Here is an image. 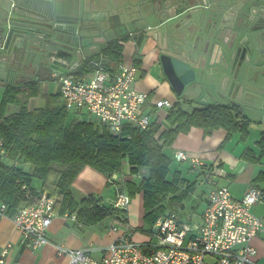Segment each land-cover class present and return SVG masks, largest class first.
Masks as SVG:
<instances>
[{
  "label": "crops",
  "instance_id": "0c3cea01",
  "mask_svg": "<svg viewBox=\"0 0 264 264\" xmlns=\"http://www.w3.org/2000/svg\"><path fill=\"white\" fill-rule=\"evenodd\" d=\"M83 1L84 13L99 14L101 18L96 21L80 20L81 23L79 25L90 30L89 33L84 34L80 38L77 44L82 58L85 59L98 54L100 48L115 39L120 38L123 40V38H127V41L131 40L130 43H126V41L122 44V57L119 64H133L136 66L137 74L133 87L139 92L148 94L143 110L146 113L155 110V113L152 114L151 112L149 116L152 121L155 118L159 122L164 119L167 109H156L154 103L163 99L176 101L174 93L162 73L159 62L162 52L160 44L167 43L169 36L166 34L168 31L181 30L187 24L188 18L192 16V24L194 23V25L201 27L202 33L199 32L200 37L196 43L198 46L190 50L189 54L191 55L188 54L186 58L193 66L196 63L205 64L207 60H205V55L202 51L201 40L203 38L202 34L207 30H204L205 24L210 21L212 16L210 15V10L218 7L217 11L222 17L220 13L221 6L225 7L227 4L226 0H177L175 2L165 0L162 2V8L166 9L169 18L151 22L150 19L153 17V12L158 10L156 8L157 4L163 0ZM137 6L143 7L145 21L135 20L133 10ZM199 11L205 13L203 22H199L196 19ZM224 16H226L225 13ZM221 21L227 28L229 21L225 17ZM148 26H151V29H147ZM130 33L133 37L128 35ZM178 35H175L176 38L181 37ZM137 41L139 46H136ZM133 47L138 50L137 54L132 55V50H129ZM76 64L75 66L77 67L80 62L78 61ZM50 73L49 69L36 70L30 65H25L23 68H14L7 65L0 66V104L7 88H14L13 90L17 91L19 96L17 98L19 103L5 105V116L18 113L21 106H25L28 111L42 108L47 101H51L49 98L56 95H58L59 102L62 104L58 84L51 78ZM228 82L229 80H226L225 89L220 91L222 95L225 94ZM207 83L209 93L202 92L200 99H203L207 104L230 103V101L222 100L214 94L219 89L209 85L210 80ZM34 91H36L35 94ZM198 91L201 92L199 88L191 89L187 94H198L200 93ZM239 100L237 98L233 103L239 104ZM262 105V110L260 106L258 112L256 110L253 111V109H251V112H247L244 109L245 105H243L244 107L240 105L243 113L251 120L245 132V137H242L239 132L228 135V132L222 128L213 130L210 134H205L203 129L196 127L191 128L187 133H179L172 146L168 148L170 151L168 155L172 160L168 178H172L174 172H177L181 178H189L190 182H195L194 191L191 194L197 196L196 198L203 207L204 204L206 205L209 191L215 186H227L234 199H240L252 185L257 186L261 191V198L252 206L251 212L264 221V181H256L258 177L264 175V152L261 153V148L258 145L260 140L264 138V104ZM177 151L187 153L189 159L200 161L206 169L198 170L193 168L189 162L176 161L174 154ZM246 152H249L256 159L246 160L243 157ZM2 155V160L9 164L27 165L24 163L19 164L5 154ZM209 168L219 169L221 175L208 174L211 171H208ZM188 171H194L195 176L188 177ZM145 172V169H141L139 175L131 176L126 168L123 174L124 181L131 180L135 183H140L142 176L146 174ZM35 180L32 179V182H35ZM37 185L39 186L34 187L31 185L35 192L41 190L39 182ZM71 191L76 200L84 196L94 195L100 200L101 204L105 205L106 201H110V206L115 197L114 186L109 184L108 178L88 166L84 167L74 180ZM108 191L113 194L112 198H109ZM133 200L136 202L134 205L131 202L126 213V219L134 229V240L137 242L146 241L150 237L149 231L140 230L144 225L142 194H136L132 198ZM178 215L180 216L179 213ZM198 220L195 215V221ZM112 221L113 219H105L95 225L82 226L77 224L72 217L55 215L47 231V238L50 244L31 250L22 246L20 234L15 229L12 219L0 217V252L7 244L11 245L8 254L2 260V264H67L66 255L57 254L52 244L63 245L71 249L92 248L90 256L99 261L107 256V246L118 236L116 230L110 229ZM250 244L256 250V255L253 258L254 263L264 264V232L252 238Z\"/></svg>",
  "mask_w": 264,
  "mask_h": 264
},
{
  "label": "trees",
  "instance_id": "16d2710c",
  "mask_svg": "<svg viewBox=\"0 0 264 264\" xmlns=\"http://www.w3.org/2000/svg\"><path fill=\"white\" fill-rule=\"evenodd\" d=\"M126 41L127 38H118L108 42L98 54L83 59L68 74L85 76L92 71L91 61H100L107 71L114 72ZM13 89H6L0 104V150L29 167L25 170L23 166L9 164L0 154V201L7 205L9 217L33 203L37 192L31 188V182L36 179L41 190H47L55 199V215L74 216V221L82 226L118 218L117 209L101 204L94 195L76 200L71 191L72 183L86 166L107 178L115 174L122 176L126 168L131 176L145 169L140 183L128 180L124 186L131 199L142 194L144 225L140 230L148 232L158 218L172 211L181 214L184 200L194 191L195 182L181 178L179 173L174 172L172 178H168L172 160L165 149L172 146L177 135L196 127L205 134L222 128L228 135L239 132L245 137L251 122L237 105L206 104L186 110L182 107V97H178L166 110L162 121L154 118L144 131L125 125L119 136H113L95 122L70 117L58 95L49 98L51 101L42 108L28 111L21 106L18 113L5 116L6 104L19 103L18 93ZM151 112L155 110L148 114ZM258 145L263 153L264 138ZM243 157L256 159L249 152ZM257 180L264 181V175ZM22 185L30 190L29 198H25Z\"/></svg>",
  "mask_w": 264,
  "mask_h": 264
},
{
  "label": "built area",
  "instance_id": "2783aa9c",
  "mask_svg": "<svg viewBox=\"0 0 264 264\" xmlns=\"http://www.w3.org/2000/svg\"><path fill=\"white\" fill-rule=\"evenodd\" d=\"M131 37L133 35L129 34ZM92 71L83 77L51 71V78L59 87L64 108L71 113H87L111 135L119 136L123 126L146 130L151 118L143 110L148 94L133 87L137 68L133 64H119L114 73L107 71L100 61H91ZM173 102L157 100L156 109H169ZM0 154H3L0 150ZM174 159L189 162L198 170L206 167L187 153L177 151ZM208 174H220L217 168L208 169ZM124 176L110 177L115 189L111 206L120 214L114 218L110 229L118 236L107 246V256L95 260L91 249H71L52 244L57 254H65L67 264H255L256 250L252 238L264 232V221L251 212L261 198V191L251 186L240 199L232 198L227 186H215L209 191L204 211L199 220L195 215L182 218L176 211L158 218L149 231L146 241L134 240V229L126 219L131 198L124 186ZM209 179V176H208ZM25 198L30 190L22 185ZM55 199L46 192L33 196V203L7 215V205L0 201V217L12 219L25 248L34 250L50 244L47 231L55 217ZM74 220L75 217L72 216ZM154 229V231H153ZM7 244L0 252V264L8 254Z\"/></svg>",
  "mask_w": 264,
  "mask_h": 264
},
{
  "label": "water",
  "instance_id": "95a60500",
  "mask_svg": "<svg viewBox=\"0 0 264 264\" xmlns=\"http://www.w3.org/2000/svg\"><path fill=\"white\" fill-rule=\"evenodd\" d=\"M251 3H255V0ZM217 8L210 10L212 16L205 24L206 32L202 34V51L207 61L198 77L196 70L190 68L189 64L166 54L159 57L162 73L175 97H180L184 87L196 77L197 86L203 93H209L208 80L209 85L219 89V93L225 89L226 80L230 79L228 94L233 91L236 95L246 90L243 84L245 69L247 64H256L254 57L257 48L264 45V29L260 33L255 31L247 48L240 51L236 46V34L227 37ZM100 18L99 14L84 13L83 0H0V66L23 68L30 65L36 70L71 73L78 67L76 63L83 60L77 44L84 34L90 32L79 25L80 20L96 21ZM204 18L205 13L199 11L197 21L203 22ZM187 24L194 25L192 16L188 18ZM235 68L239 69L238 74L234 73ZM236 82L238 86L234 89ZM243 98L256 112L264 104L263 99L260 102L248 97L238 99ZM183 209L184 204L180 210Z\"/></svg>",
  "mask_w": 264,
  "mask_h": 264
},
{
  "label": "flooded vegetation",
  "instance_id": "af4514ba",
  "mask_svg": "<svg viewBox=\"0 0 264 264\" xmlns=\"http://www.w3.org/2000/svg\"><path fill=\"white\" fill-rule=\"evenodd\" d=\"M164 1L165 0L159 1V3L157 4L156 8L158 10L153 12V17L150 19L151 22H158L163 18H169V14L168 12H166V9L164 7L162 8V2ZM252 1L253 0H226V6H221L220 13L222 14V18L224 19L225 17V19L229 21L226 28V35L228 38H230L234 37V34H236V46L240 51L247 48L248 42L255 31L256 33H260L264 29V0H255V3H251ZM224 13L226 14V16H224ZM133 14L135 16V20H146L142 6H137L136 8H134ZM147 29H151V26H148ZM199 32L202 33L201 27L186 24L181 30L174 29L173 31H168L166 34L169 36L167 43L165 42L164 44H160V48L162 51L161 54H166L171 58H176L182 62L189 64L190 68L196 70L197 77L202 73V69H204L205 64L196 63L195 66H193L186 57L189 54L190 50H193L198 46L196 43L198 41V38L200 37ZM175 35L181 37L176 38ZM254 58L256 60V64H247L245 69L246 75L243 81L246 89L245 92H238L236 95H234V92L232 91L230 94H228V89L231 84L230 79L224 95L219 92L214 93L222 100L230 101V103H226L225 105H237L242 110V107L240 105L233 103V101L237 98L248 97L250 99L255 98L258 101H262L261 99L264 100V45L258 46L257 53ZM228 70H230V68ZM51 71L52 70H50V72ZM238 71L239 69H234V73L238 74ZM197 77L193 82L184 87V89H187V92L191 89L198 88ZM237 86L238 82L235 83L234 89Z\"/></svg>",
  "mask_w": 264,
  "mask_h": 264
},
{
  "label": "rangeland",
  "instance_id": "374dc122",
  "mask_svg": "<svg viewBox=\"0 0 264 264\" xmlns=\"http://www.w3.org/2000/svg\"><path fill=\"white\" fill-rule=\"evenodd\" d=\"M126 39H124V41H125ZM131 42V40H129V41H127L126 43H130ZM139 49V48H138ZM130 51L132 50V55L133 54H137L138 53V50H136V48L135 47H133V48H131V49H129ZM130 53V52H129ZM186 89V88H185ZM184 89V91H183V93H182V95L180 96V97H182L181 98V101H184V104H183V108L184 109H186V110H189V109H191V107L193 108L194 106L196 107V106H199V105H206L207 103L203 100V99H200V97H201V95H202V92H200V91H198V92H200V93H198V94H196V93H194V94H192V95H189V94H187V89L185 90ZM176 99L178 98V97H175ZM197 99H199V100H197ZM170 100V99H169ZM172 101V100H171ZM239 105H241V106H243V105H245V110L247 111V112H251V107H250V104H249V102L246 100V99H240L239 100ZM257 105V104H256ZM258 106H260V105H258ZM263 106V105H262ZM244 107V106H243ZM254 108H256V107H254ZM70 117H74V118H77V119H81V120H86V121H92V122H95V120L91 117V116H89L88 114H86V112L84 113V114H76V113H71L70 112ZM96 123V122H95ZM97 124V123H96ZM98 125V124H97ZM165 154H170V151L168 150V149H165ZM29 167V165L27 164V165H24L23 166V168L25 169V170H27V168ZM187 174H188V177H194L195 176V172L194 171H192V172H187ZM79 175V174H78ZM116 175V174H115ZM187 177V178H188ZM77 178V177H76ZM116 179L118 180V175H116ZM186 179V178H185ZM189 179V178H188ZM188 179H186V180H188ZM189 181V180H188ZM191 181V180H190ZM189 181V182H190ZM108 182H109V184H112L111 182H110V177L108 178ZM37 183H38V181H36L35 180V182H31V185L32 186H34V187H38L39 185H37ZM106 191V190H105ZM110 191L112 192V190L110 189ZM37 192V191H36ZM35 192V193H36ZM40 192H46V193H48L49 194V192L47 191V190H39L38 191V193H40ZM109 193V194H108ZM108 196H109V198H112L113 197V194L112 193H110L109 191H108ZM36 195V194H35ZM50 195V194H49ZM106 197H107V195H106ZM197 196H195V194H191L190 196H188L185 200H184V205H185V208H184V210H182V211H180V215H181V217L182 218H186V217H188L189 215L190 216H193V215H196V218H198L199 219V216H200V214L204 211V209H205V204H204V207L202 206V204H200L199 203V200L196 198ZM112 200V199H111ZM131 202H132V205H134V203L136 202L135 200H133L132 201V199H131ZM109 203H110V201H106V203H105V205L107 206H110L109 205ZM112 204V203H111ZM130 207V206H129ZM86 248H89V247H86ZM89 249H92V248H89Z\"/></svg>",
  "mask_w": 264,
  "mask_h": 264
}]
</instances>
